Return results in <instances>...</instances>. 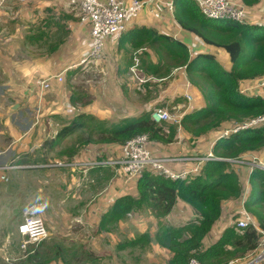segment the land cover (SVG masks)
Returning a JSON list of instances; mask_svg holds the SVG:
<instances>
[{"label":"trees","instance_id":"1","mask_svg":"<svg viewBox=\"0 0 264 264\" xmlns=\"http://www.w3.org/2000/svg\"><path fill=\"white\" fill-rule=\"evenodd\" d=\"M259 1L242 0L244 5L256 4ZM173 2V15L178 24L200 38L204 44L223 49L232 64L231 69L226 70L212 53H196L192 56L188 47L180 40L155 30L143 29L142 34L131 40L132 48L142 47L145 43L158 50V62L145 65V71L151 76L165 77L172 68L184 67L189 82L200 91L205 106L185 113L180 122L182 129L191 138L201 134L203 136L216 131L227 122H241L264 113L262 98L246 96L239 92L242 81L264 76V25L210 19L193 0ZM246 41L249 42V51L245 54ZM167 61L171 64H167ZM131 62L133 64L132 56ZM89 98L87 92L70 84L68 99L72 106L83 108L89 104ZM178 101L176 99L174 104ZM86 127L90 129L91 137L83 142L88 145L91 142L123 145L142 134H148L151 140L166 144L174 141L178 133L174 125L154 122L151 112L122 119L110 126L90 113L78 112L62 126L53 140L43 144L47 145L48 151H52L77 130ZM263 148L264 126L250 128L216 140L212 153L222 159L207 160L200 172L193 177L171 179L152 170H145L136 181L137 194H123L117 197L111 207L101 214L98 228L101 231H110L112 226L123 222L131 212L147 209L158 220L154 235L151 237L147 232L140 233L137 237L119 244L118 248L145 246L154 241L171 253L165 264H188L192 257L202 264H228L232 260L244 258L254 251L258 244L259 232L254 227L238 229L228 226L208 247L203 246V239L220 217L222 202L240 199L242 196L240 174L225 159L239 158ZM61 153L62 150L58 151L56 156L59 157ZM24 155L18 164H28L31 155ZM249 182L251 191L244 206L264 230V169H253L249 174ZM178 201L186 203L194 212L195 218L178 226L163 224L161 219L171 213ZM41 243L34 248L29 246L24 258L19 262L51 264L52 260L43 255V251H38ZM55 249L54 257L61 264H84L85 261L94 264L98 261L93 252L85 250L80 255L75 254L72 257L73 262L66 261L65 256L60 254L63 249H60V246Z\"/></svg>","mask_w":264,"mask_h":264},{"label":"crops","instance_id":"2","mask_svg":"<svg viewBox=\"0 0 264 264\" xmlns=\"http://www.w3.org/2000/svg\"><path fill=\"white\" fill-rule=\"evenodd\" d=\"M229 1L244 5L242 0ZM64 2V0H44V4L49 3L46 6L41 5V0L39 2L37 0H5L0 3V124L6 129V132L0 130V134H3L0 137V143L5 144L0 146V168H4L6 165L13 167V159L18 158L20 153L33 152L36 148L38 156L34 161H37L38 164L21 167L30 169V171L38 168L39 172L57 167L58 162L53 164V162L47 161V153L51 151H48L47 145L43 143L53 140L62 126L78 112L90 113L100 119L117 123L122 119L150 112L160 104L164 105L165 97L168 96L157 94V98L155 94L147 97L146 94L144 95V91L140 93V90L136 88L140 86L139 83H144L145 80L140 82L130 71L133 65L131 64V56H133L131 40L142 34L143 29L155 30L180 40L188 47L192 56L195 53H212L226 70L231 69L232 64L227 52L204 44L200 38L184 30L178 24L173 11H169L166 5L150 0L139 15L127 24L123 33L106 40L103 56L99 61V64L104 66L103 76L99 78L97 90L93 93L87 92L90 97L88 105L80 109L76 108L70 104L68 99L70 84L72 85L78 72H81V65L78 63L85 53L89 30L85 24L79 21V13H71V16L64 20L57 17L62 15L61 10L64 8ZM245 6L252 20L256 24L264 25V0ZM140 50L148 53L146 64L153 65L158 62L159 55L153 50V46L143 45ZM141 51L138 55L142 53ZM139 60L140 58H138ZM129 64H131L130 67H128ZM95 66H86V68L89 70ZM58 74H62L63 81L59 82L52 78L50 89L41 92L38 82ZM164 79H166L167 89H158L156 93L164 90L163 92L170 96L169 99L172 98L171 102L177 97L179 100L169 108L170 110L188 113L205 106L200 91L189 82L184 67L172 68L167 76L158 81H164ZM185 93L192 95L190 101L186 99ZM160 100L162 101L160 102ZM156 103L158 104L156 105ZM193 141L190 135L182 129L178 131L174 141L162 144L151 140L149 147L154 154L173 156L203 155L212 148L209 133L200 136L197 140L193 139ZM102 146L89 148L84 155L80 151L77 152L75 154L76 161L65 163L62 167L74 168L78 163L92 158H98V156L102 158L103 155L106 158L115 157L119 153L117 144ZM262 153H264V149L258 152H249L244 156L255 154L264 160L263 157H260ZM186 166L185 162L170 165L175 170L184 169ZM240 170L241 185L245 186V181H249V168L240 167ZM72 171L74 172V170ZM81 173L90 174L98 181H106L104 191L96 200L98 208L95 211L91 210L95 220H98L101 214L111 207L117 197L123 194L134 196L137 194L136 181H127L125 176L120 174V170L118 175L116 167L82 169ZM107 182H111L112 185L106 184ZM235 200L237 199L228 200L226 205L229 210L238 213L240 200ZM72 218H68L69 221L76 220ZM165 218H170V225L178 226L192 221L195 214L186 203L178 201ZM227 227L225 223L215 232L214 226L203 239V246L208 247L215 242ZM13 228L14 231L10 233L13 242L10 241L9 234L4 233L0 249H7L6 243L7 246L16 247L14 243H18L21 237L17 232V225H14ZM50 228L53 229L54 226ZM48 234V237L43 241L44 244L47 245L51 241L57 245L55 230H48ZM150 235L153 234L150 233ZM167 252L170 258L171 253ZM6 256L12 258L19 255H15L11 251ZM51 264H55L54 261ZM57 264H61V262L58 261ZM232 264H243V261L240 260Z\"/></svg>","mask_w":264,"mask_h":264},{"label":"rangeland","instance_id":"3","mask_svg":"<svg viewBox=\"0 0 264 264\" xmlns=\"http://www.w3.org/2000/svg\"><path fill=\"white\" fill-rule=\"evenodd\" d=\"M39 1L40 0H37V2ZM48 4H44V0H41V5L46 6ZM63 5V10L60 9L62 15H58V18H62V20H64L70 17L71 13H79L78 10H74L72 7L68 6L66 2H64ZM143 45L147 46L145 43H143ZM132 49L133 59L134 57L140 58L139 67L136 74L139 78L145 80L144 83H139L140 86H138L136 89H139L140 93L144 91V95L148 93L147 97L155 94L156 96L157 94L164 97L168 96L167 98L165 97V106L162 107L163 104H160L155 108H161L166 111L168 110V112L175 115L180 114L181 111L177 112V110L169 109V107L174 105V101L178 97L174 98V101L171 102L172 98L169 99L170 96L163 92L164 90L156 93L158 89H167L166 79H164V81H158L162 79V77L154 75L151 76L147 71H145V65L147 63L146 57L148 53L146 51L142 52L140 50L141 47ZM153 50L159 55L156 47H153ZM140 51L142 53L138 55ZM248 51L249 42L246 41L244 43V53L246 54ZM167 64H171V62L167 61ZM94 65L96 66L91 67L89 70H87L85 66H81V72H78V75H76L72 85L75 84V86L80 87L82 90L88 93H93V91L97 90L99 78L103 76L102 70L104 66L101 64ZM161 101L162 100H160V102ZM157 104L158 103H156V105ZM164 107L166 108L164 109ZM100 120H103L107 126L115 124V121L106 119ZM161 123H166L172 126L174 125L177 132L179 129L182 130V126L175 123L174 121L166 120ZM228 123L231 122H227L223 126L227 125ZM0 130L5 131L6 129L0 124ZM90 132V129L87 127L82 130H77L70 137L66 138L62 144L58 145L55 150L47 153V161H51L53 164H56L57 162L72 163L76 161L75 154H77V152L80 151L84 155V153L89 148H100L102 146L101 144L91 142L88 145V143L83 142L91 137ZM146 135L149 136L148 134ZM2 136L3 134H0V137ZM200 136L202 137V134L194 136L191 139L192 141L193 139L197 140ZM1 145L5 144L0 143V146ZM36 150L34 149L33 152L28 153H20L18 158L13 159L14 162H12V168L0 170V177L3 176L7 178V180L0 178V245L2 244L1 239L4 233L9 234L8 236L10 237V241L13 242V238L10 233L14 231V225H18L25 211L32 210L35 215L39 216L44 221L47 230H55L56 241L58 243L57 246H60V249H63L60 254L65 256L66 261L73 262L72 257H74L75 254L80 255L81 252L85 250L93 252L98 257V261L94 262V264H165L167 262L169 259L167 250L159 247L158 244L157 246L154 241L151 242L153 243L152 245L150 243L145 246L128 247L125 249L118 248L119 244L137 237L140 233L147 232L154 235L156 231L155 229H157L158 220L152 216L149 210L145 209L142 211L131 212L123 222L120 224L116 223L114 226H112L110 231L99 230L98 221L100 217L98 220H95L91 212L98 208V206H96L98 201L96 200L100 198V194L104 191L106 181H98L90 174H82V168L79 166L74 168L57 166L45 169L44 172H39L38 168L32 169V171H30V169L21 167H26V165L18 164L19 159L25 156L24 154L31 155L27 165L38 164L37 161H34L36 156H38ZM60 150H62L61 155L56 157L57 152ZM260 157L264 158V153H262ZM230 163L232 168L235 169L238 174H240L241 171L240 167H247L246 164L239 165L235 162ZM72 170H74V172ZM115 174L117 175L116 171ZM120 174L122 173L120 172ZM106 184L112 185L111 182H107ZM241 187L242 196L247 198L251 189L250 182L248 180L245 181V186L241 185ZM240 199L235 201H239ZM227 201L222 202L221 215L213 225V227L215 226V232H217V229L225 223L227 226H231L232 223L239 217L238 213L229 210L226 205ZM57 215L61 216L57 217ZM68 218L76 220L69 221L70 219ZM161 221L163 224L170 225V218L164 217L161 219ZM52 226H54L53 229L50 228ZM19 242L21 241L19 240ZM19 242L14 243L16 247L7 246V243L5 242L7 249H0V264H8L6 259L9 258V256H6V254L11 251H13L15 255H19L12 258H18L19 261L24 258L23 250L20 248ZM44 245L45 244L43 242L38 247V251H41V253L43 251V255L50 258L55 264H57L58 259L54 257L56 252L55 248L57 246L55 247V244L51 241L49 244L45 245V247ZM84 264L91 263L85 261Z\"/></svg>","mask_w":264,"mask_h":264},{"label":"built area","instance_id":"4","mask_svg":"<svg viewBox=\"0 0 264 264\" xmlns=\"http://www.w3.org/2000/svg\"><path fill=\"white\" fill-rule=\"evenodd\" d=\"M5 0H0L3 3ZM25 1V0H19ZM66 4L74 10L79 11V21L85 24L89 30L88 44L83 57L78 65L89 66L99 64L102 59L104 45L107 39L116 37L126 30L127 24L134 20L144 6L150 0H64ZM166 5L169 11H173V0H154ZM199 6L201 12L210 19H227L240 24H256L255 21L247 13L245 5H238L229 0H193ZM254 22V23H253ZM196 54V53H195ZM77 66V65H75ZM139 66L137 57L133 59V65L130 68L132 74L143 82L136 74ZM59 82L63 81L62 74L55 75L49 79L38 82L40 91H47L51 87V79ZM189 83V82H187ZM190 84V83H189ZM240 94L246 96H259L264 100V76L245 80L240 83ZM187 100L192 99L190 93H185ZM165 109V108H164ZM151 119L160 123L163 121H174L180 124L185 113L178 115L163 110L154 108L151 111ZM264 126V113L257 116L247 118L241 122H231L227 125L209 133L211 138V147L219 138H225L239 131L257 128ZM151 139L146 134L138 135L123 145L119 146V153L115 157L93 158L83 163H78L77 166L83 170L94 167H116L125 176V179L137 181L145 170H152L158 174L171 179H186L197 175L204 162L209 159L220 160L222 158L215 157L211 150L203 155H157L154 154L150 147ZM228 162L237 164H246L250 172L256 168L264 169V160L257 155L242 156L235 159H225ZM185 162L187 166L181 170H175L170 167L173 163ZM65 163L58 162V166ZM32 165H27L31 167ZM11 166H5L0 169H9ZM1 179L7 180L1 176ZM245 197H241L239 202V217L232 223L238 229L254 227L259 232V240L254 251L246 257L232 260L228 264L242 260L244 264H264V230L258 226V223L253 214H251L244 206ZM230 226V225H229ZM17 232L20 235L19 246L23 250V256L29 245L33 247L39 245L48 236V230L44 221L31 210L24 212L21 221L17 225ZM9 264H23L18 258H7ZM245 261V262H244ZM188 264H202L197 258L192 257Z\"/></svg>","mask_w":264,"mask_h":264}]
</instances>
